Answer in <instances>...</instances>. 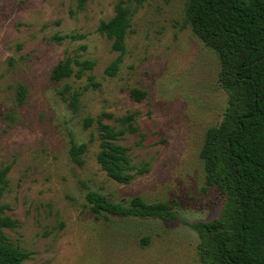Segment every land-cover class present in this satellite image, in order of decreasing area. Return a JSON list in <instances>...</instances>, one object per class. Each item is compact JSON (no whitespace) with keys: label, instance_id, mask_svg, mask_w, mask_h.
<instances>
[{"label":"rangeland","instance_id":"obj_1","mask_svg":"<svg viewBox=\"0 0 264 264\" xmlns=\"http://www.w3.org/2000/svg\"><path fill=\"white\" fill-rule=\"evenodd\" d=\"M117 0H0V169L7 166L0 202L17 221L3 231L29 252L22 264H200L199 237L188 223L217 218L224 197L204 180L200 151L227 102L215 52L185 22L187 0H145L132 7L125 52L96 32ZM91 59L82 77L52 81L63 57ZM92 75V79H88ZM25 99L17 105L16 86ZM81 91L72 110L60 89ZM145 91L135 100L130 90ZM132 113L135 132L116 142L147 171L128 183L109 178L96 162L95 125ZM85 143L83 164L69 157ZM97 191L127 204L166 202L177 218L96 216L85 199ZM144 239L147 241L145 242Z\"/></svg>","mask_w":264,"mask_h":264},{"label":"trees","instance_id":"obj_2","mask_svg":"<svg viewBox=\"0 0 264 264\" xmlns=\"http://www.w3.org/2000/svg\"><path fill=\"white\" fill-rule=\"evenodd\" d=\"M145 0H117L113 14L101 20L96 32L110 41L119 54L105 69L113 74L125 52V37L130 28L131 5ZM185 22L211 48L219 60L218 81L227 102L221 121L210 126L200 156L206 185L224 197L222 211L209 221L188 223L197 233L200 264H264V0H187ZM91 59L65 56L50 71L52 81L80 78L94 66ZM89 80L92 75L87 76ZM17 105H22L26 89H15ZM60 94L72 110H77L81 91L64 84ZM145 91L132 88L130 96L140 100ZM109 113L86 116L84 128L95 125L101 170L119 183H128L147 171L131 161L127 148L116 140L135 132L134 115L115 117L116 126L103 122ZM85 143H71L69 157L83 164ZM8 167L0 169V198L6 185ZM85 199L96 215L111 214L134 218L173 220L176 213L166 202L144 203L133 197L127 204L109 200L97 191H87ZM0 202V264H22L29 252L14 245L4 228H15L17 221L4 214ZM146 242L147 240L144 239Z\"/></svg>","mask_w":264,"mask_h":264}]
</instances>
